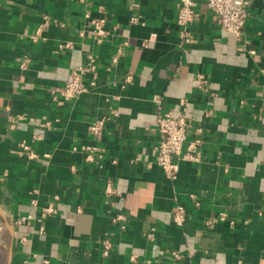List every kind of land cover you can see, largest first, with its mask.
Returning a JSON list of instances; mask_svg holds the SVG:
<instances>
[{
    "label": "crops",
    "instance_id": "crops-1",
    "mask_svg": "<svg viewBox=\"0 0 264 264\" xmlns=\"http://www.w3.org/2000/svg\"><path fill=\"white\" fill-rule=\"evenodd\" d=\"M181 2L0 0V264H264V0L239 37ZM158 115L188 124L175 182Z\"/></svg>",
    "mask_w": 264,
    "mask_h": 264
},
{
    "label": "built area",
    "instance_id": "built-area-1",
    "mask_svg": "<svg viewBox=\"0 0 264 264\" xmlns=\"http://www.w3.org/2000/svg\"><path fill=\"white\" fill-rule=\"evenodd\" d=\"M201 0H182L178 13V24L187 31L188 27L194 24L199 19L197 12L198 3ZM252 0H206L207 8L213 15L219 27L236 37H239L246 24L249 12L248 8ZM95 35L102 37L105 35L103 29V22L96 21ZM188 36V35H186ZM186 42L191 41L186 38ZM86 91V87L82 84L81 74L77 71L72 73L71 80L64 88L58 90L57 98L62 97L64 100H71L79 97ZM106 118L99 119L94 125V134L101 135L105 126ZM187 121L184 116H157L156 128L160 134V141L155 147L156 159L151 166H158L161 168L166 177L175 182L179 176V162L182 156L184 143L187 136ZM23 149L29 150L28 146L22 145ZM190 159H197L196 156H190ZM90 161V156L88 157ZM54 213V208L49 206L45 209L43 217ZM32 216L22 217L18 220V224H24L32 220ZM224 219V216H222ZM172 220L177 226H182L185 222V208L183 206H176L173 211ZM109 247L105 252L108 255ZM176 258L179 256L176 255Z\"/></svg>",
    "mask_w": 264,
    "mask_h": 264
}]
</instances>
